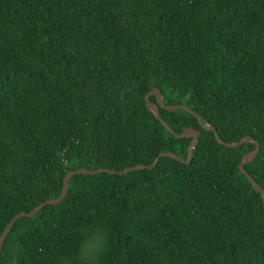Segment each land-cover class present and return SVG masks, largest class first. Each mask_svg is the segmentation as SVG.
<instances>
[{
	"label": "trees",
	"instance_id": "obj_1",
	"mask_svg": "<svg viewBox=\"0 0 264 264\" xmlns=\"http://www.w3.org/2000/svg\"><path fill=\"white\" fill-rule=\"evenodd\" d=\"M154 88L220 141L252 138L264 190V0H0V237L70 170L186 160ZM159 115L200 132L189 164L74 175L15 222L0 264H264L263 201L238 170L255 145Z\"/></svg>",
	"mask_w": 264,
	"mask_h": 264
},
{
	"label": "water",
	"instance_id": "obj_2",
	"mask_svg": "<svg viewBox=\"0 0 264 264\" xmlns=\"http://www.w3.org/2000/svg\"><path fill=\"white\" fill-rule=\"evenodd\" d=\"M150 97H155L157 103L149 102ZM145 101H146V106H147L148 111L153 114L154 118L165 128V130L168 133L173 135L176 139L192 138V142L190 143L189 148H188L187 159L184 160V159H182V158H180V157H178L172 153H161L151 165H148V166L138 165L135 167L127 168V169L120 171V172H113V171L105 170V169H98L96 171H89L86 169L70 170L64 178L62 193L58 199L48 200V201L40 204L38 207H36L30 213H20V214H18L12 218L10 223L6 226V228L4 229V231L1 234V237H0V254H1V250L3 247L4 241L7 237V235L9 234V232L11 231L15 222L18 219L23 218V217L32 218L37 212H39L42 208H44L47 205L59 204L65 198V196L67 194L68 184H69L71 177H73L76 174L93 176V175H96L98 173H104L105 172V173H109V174L123 175V174L129 173V172H132V171H138V170H144V169L150 170L156 165V163L158 162V160L161 157H167V158H171V159L178 161V162H181V163L189 164L191 159H192V156H193V149L198 144V138L200 136V132L195 131L191 128H188V129L184 130L181 134H175L174 131H172L170 129V127L160 118L159 107H161L167 111L182 110V111H186V112L190 113L199 121V123L202 125V127L206 131L212 132L214 134V138L219 144H222L227 148H238L242 144H248V143L254 144L255 150L243 156L240 164L238 165V170L242 175H244L249 180L252 189L261 196L262 201H263V205H264V190L244 170V165L253 162V160L255 159V157L257 156V154L259 152L258 144L252 138L244 137L237 143H224V142L220 141L218 138V135L216 134L215 128L212 126H209V125H205L202 122L200 116H198L194 111H192L187 106H185V105L165 106L163 103V100H162L161 92L156 88L152 89V91L145 96Z\"/></svg>",
	"mask_w": 264,
	"mask_h": 264
}]
</instances>
